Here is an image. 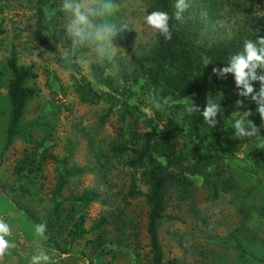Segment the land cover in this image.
<instances>
[{
    "label": "rangeland",
    "instance_id": "obj_1",
    "mask_svg": "<svg viewBox=\"0 0 264 264\" xmlns=\"http://www.w3.org/2000/svg\"><path fill=\"white\" fill-rule=\"evenodd\" d=\"M60 1L62 4L63 0ZM186 2L188 8L182 14L198 23L200 39L205 42L225 40L245 28L243 19L247 13L264 22V0ZM117 3L118 7L107 16L108 21L118 28L129 18L132 23L129 29L113 37L115 48H109L98 59L87 49L73 50L72 41L66 44L60 39L54 51L49 52L33 39L34 30L48 38L61 28L68 36L64 12L55 27L46 6L44 21L36 25L34 0H0V151L8 118L6 85L10 73L5 59L11 49L18 65H32L34 77L26 79L24 85L36 91L23 108L19 122L22 135L0 155V218L11 226L12 236L21 239L19 243L29 244L28 240H33L31 233H35L32 217L44 222L59 170L83 168L77 175L66 176L60 190L61 198L79 196L84 190L98 194L82 208V232L71 234L70 222H64L67 207L64 206L59 222L65 228L45 235L46 238L39 237L41 246L49 253L67 254V258L82 264L85 260L88 264H114L115 253H121V264H151L145 230L148 206L143 197L128 194L131 184L141 192L146 191V185L139 171L125 166L123 158L113 157L108 146L119 141V134L124 138L129 131L140 135L153 125L161 138L165 136L163 124L172 120L181 126L183 122L181 113L173 108L184 103L180 95L157 96L163 107L155 119L147 86L140 80L136 83L121 80L120 75L131 69L130 55L144 54L154 44V36L143 24L153 0H117ZM82 53L89 61L86 64L80 63ZM107 62L110 67L105 73L118 84L119 90L125 87L132 94L124 102L136 114L122 112V121L118 119L121 105L108 109L103 101L81 102L74 91L78 76H82L95 92H108L92 80L89 69L91 63ZM106 111L100 122L99 117ZM235 116L236 112L226 117L218 134L216 155L205 161L209 178L214 176L212 170L220 172L215 197H211L201 176L187 174L191 186L186 198L178 199L173 188L164 192V215L156 228L162 263L170 260L178 264H264V127L258 112L253 111L249 119L260 128L259 136L237 139L233 129ZM166 137L176 149L191 147L183 137L169 134ZM23 149L36 154L43 150L55 159H45L28 180L17 179L13 167ZM186 162L193 160L187 158ZM100 218L107 222L96 228L94 225ZM25 239L28 240L24 242ZM26 250L16 264H29L32 254L30 248Z\"/></svg>",
    "mask_w": 264,
    "mask_h": 264
},
{
    "label": "trees",
    "instance_id": "obj_2",
    "mask_svg": "<svg viewBox=\"0 0 264 264\" xmlns=\"http://www.w3.org/2000/svg\"><path fill=\"white\" fill-rule=\"evenodd\" d=\"M176 0H153V6L146 10V15L152 11H165L169 14V27L172 33L171 40L154 36L152 48L144 54L130 55L131 69L128 74H121V80L136 83L140 80L149 91V100L155 119L159 118V112L153 106V99L166 98L171 94H178L184 99V103L175 104L173 108L182 115L183 122L178 126L172 120L163 124L164 137L161 138L155 131L153 125L149 131L136 135L129 131L126 137L119 134L118 142H113L108 146V151L113 157L123 158V164L130 169L138 170L146 191L141 192L133 188L132 184L128 191L131 196L143 197L148 209L146 214L145 230L148 237V245L151 252V264H178L173 261H161V249L157 239V224L163 218L165 210L164 192L168 188H173L178 199H184L188 195V188L191 186L189 176H201L210 191L211 197L216 195V182L220 172L213 171L214 176L209 178V170H206V158L212 159L216 155V142L220 128L224 125L227 116L236 111H256L257 105L250 98L244 99L237 95L234 79L228 75L220 79L212 75L213 67H225L231 56L243 50V42L246 39L256 40L257 36H264V22L260 17L247 13L244 15L245 28L237 30L231 37L225 40H214L205 42L200 39L196 21L192 22L182 14L181 20L175 19ZM60 0H34L35 23L40 24L45 19V8L50 11L49 20L55 27L62 17ZM33 39L43 49L52 52L55 44L62 39L66 44L71 40L66 35L64 29L52 32L48 38L44 37L37 30L32 32ZM77 49L76 51H84ZM5 66L10 73V78L6 85V98L8 101V118L4 132V140L0 155L4 153L12 141L22 135L19 122L23 113L26 101L35 95L36 91L32 87L24 85V81L34 77L32 65L23 66L16 63V54L11 49L5 59ZM110 63H91L89 69L94 82L100 83L108 92H95L88 81L82 76H78V83L75 86V93L79 100L85 103H107L108 109L114 105H121L119 121H122V112L133 116L136 114L132 107H128L124 99L131 97L130 90L122 87L118 89V84L113 83L112 78L105 73L109 69ZM78 75L79 73L76 72ZM259 74V72H258ZM253 87L259 90V83L254 82ZM121 97L115 98L113 94ZM211 94L213 99L220 103L222 113L217 116V125L211 128L203 121L202 115L198 112L188 113L186 108L191 101L201 112L206 103V97ZM243 100V105L237 108L236 101ZM107 111L99 117L100 122L106 116ZM138 114V113H137ZM144 121V118H139ZM148 120V126H149ZM122 133V132H119ZM170 137H183L191 147L176 149L167 140ZM137 139L140 142L137 143ZM195 155V156H194ZM187 158L193 162L188 164ZM45 159L55 158L41 150H22L21 156L16 160L13 172L17 179L28 180L30 174L38 171L40 163ZM83 171L81 167H72L66 170H59L57 182L51 190V206L46 213L43 224L46 225L45 235H52L57 230H62L59 220L64 206L65 223L70 222L73 236L82 232V208L90 200L98 197L92 190H84L79 196L60 197V190L65 183V177L77 175ZM187 174V175H186ZM60 216V217H59ZM34 225L41 224L39 220L33 218ZM107 222V219L100 218L95 227L99 228ZM117 223H119L117 221ZM118 227V226H117ZM50 238V236H49ZM101 241L99 240L98 243Z\"/></svg>",
    "mask_w": 264,
    "mask_h": 264
},
{
    "label": "clouds",
    "instance_id": "obj_3",
    "mask_svg": "<svg viewBox=\"0 0 264 264\" xmlns=\"http://www.w3.org/2000/svg\"><path fill=\"white\" fill-rule=\"evenodd\" d=\"M117 7V0H63L61 11L67 17L66 32L72 41L73 50L87 49L89 54L102 59L109 48H115L112 44L113 37L121 30L129 29V24L132 23V19L129 18L118 28L108 21L107 16ZM174 7L176 9L175 19L181 20L182 13L188 8L186 0H176ZM170 19L167 12L156 10L143 17V24L153 36L163 37L167 41L172 38L169 27ZM68 56L69 52L66 51L65 57ZM88 62L87 56L82 53L80 63ZM226 64L225 67H213L212 75L220 79L226 78L229 74L232 75L237 95L244 99L250 98L257 105L256 111L262 121L261 127H264V36L258 35L256 40L246 39L243 42V50L232 55ZM254 82L260 85L258 91L253 87ZM236 105L237 108L242 107L243 100H237ZM153 106L157 110H162L163 107L155 99H153ZM186 111L188 113L198 112L202 115L203 121L214 128L218 123L217 116L222 113V108L220 103L209 94L202 112L192 101ZM251 115V111H236L233 129L237 139L259 136L260 128L251 122L249 119ZM34 231L38 237L46 238L45 224L35 225ZM11 236V226L0 218V260L14 247L8 239ZM55 255L59 258L54 259L47 250L39 248L32 255L29 264H60L61 259L67 258V254L55 253ZM84 264L88 262L85 260Z\"/></svg>",
    "mask_w": 264,
    "mask_h": 264
},
{
    "label": "crops",
    "instance_id": "obj_4",
    "mask_svg": "<svg viewBox=\"0 0 264 264\" xmlns=\"http://www.w3.org/2000/svg\"><path fill=\"white\" fill-rule=\"evenodd\" d=\"M33 225V224H32ZM32 234V237H33V240H28L29 241V244H26V245H22V243H19V241L21 239H17V238H14L13 236L9 237L8 239L10 240V242L14 245V247H12L8 254L2 259L0 260V264H16L17 260H20L21 258H23L24 255H26V252L27 250L26 249H29L31 250V254H35L34 251H37L39 248H43L41 246V239L33 232L31 233ZM26 239L24 240L27 241ZM16 252V255L12 252ZM49 253V252H48ZM50 255H53V258L54 259H57V256L53 253H49ZM31 255V257H32ZM121 253H115L114 254V257H113V262L114 264H121ZM30 257V258H31ZM66 261V262H65ZM60 263L61 264H82V262L78 261V262H74L72 261L71 259L67 258V260H60Z\"/></svg>",
    "mask_w": 264,
    "mask_h": 264
}]
</instances>
